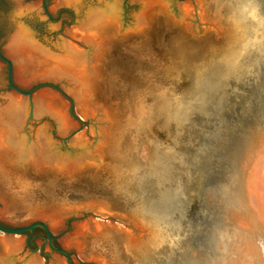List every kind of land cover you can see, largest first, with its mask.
<instances>
[{"label": "water", "instance_id": "water-1", "mask_svg": "<svg viewBox=\"0 0 264 264\" xmlns=\"http://www.w3.org/2000/svg\"><path fill=\"white\" fill-rule=\"evenodd\" d=\"M46 9L0 0V264H264V0Z\"/></svg>", "mask_w": 264, "mask_h": 264}, {"label": "flooded vegetation", "instance_id": "flooded-vegetation-1", "mask_svg": "<svg viewBox=\"0 0 264 264\" xmlns=\"http://www.w3.org/2000/svg\"><path fill=\"white\" fill-rule=\"evenodd\" d=\"M24 1H31V0H24ZM48 1H49V0H40V3H41V6H42V8H43L44 13L47 15V18H48L49 20H53L51 14L48 13V11H47V9H46V3H47ZM58 12H59V11H58ZM57 15H58V14H57ZM57 15H55V16H57ZM4 63H5V62H4ZM5 64H6V63H5ZM6 68H8V67H7V64H6ZM8 88H10V87L8 86ZM38 230H39V231H38ZM36 231L39 232V233H37L36 236H37L38 238L44 240V239L42 238V236L45 235L44 232H43V230H42L41 228H34L33 233L36 232ZM33 233H31V234L29 235V240H31V242H33V241H32V238L34 237V236H33ZM25 234H26V233H25ZM34 244H35V243H34ZM43 244H44V242L41 244L42 247H43ZM35 245H36V244H35Z\"/></svg>", "mask_w": 264, "mask_h": 264}]
</instances>
